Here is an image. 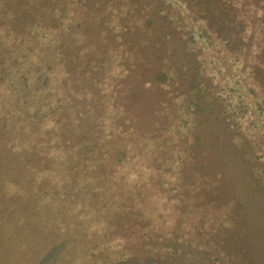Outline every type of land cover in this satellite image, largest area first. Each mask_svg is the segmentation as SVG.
Here are the masks:
<instances>
[{"label": "rangeland", "instance_id": "374dc122", "mask_svg": "<svg viewBox=\"0 0 264 264\" xmlns=\"http://www.w3.org/2000/svg\"><path fill=\"white\" fill-rule=\"evenodd\" d=\"M28 2L0 7V65L9 79L43 57L50 83L42 117L16 121L35 101L12 105L0 71V264H264V145L246 106L264 61L247 72L237 0ZM55 119L79 153L50 145ZM21 148L49 161L21 171ZM74 158L102 166L68 171ZM70 172L86 188L64 194Z\"/></svg>", "mask_w": 264, "mask_h": 264}, {"label": "trees", "instance_id": "16d2710c", "mask_svg": "<svg viewBox=\"0 0 264 264\" xmlns=\"http://www.w3.org/2000/svg\"><path fill=\"white\" fill-rule=\"evenodd\" d=\"M30 1L31 0H29V2L27 3L28 5L24 6L23 8L22 6L18 7V9H24V11H26L27 13H30L31 12V8L29 7ZM177 1H181V0H177ZM170 3L174 4L173 2H170ZM2 4L5 5V10H6L7 8L6 0H0V7ZM245 5H246V13L242 12V11H245ZM236 7L238 8V11H240V14H238L239 16L237 15L238 17H236L235 19V24L236 22H238L237 25H240L241 27L240 28L241 30L238 31L236 34L238 35L237 38H240L243 36L242 26L246 25L245 26V29H246V60L249 61L250 58L253 60L257 59V62H250V63L246 62L247 72L256 73L255 70H258V72H260L261 65H258V63L261 61H264V2L262 0H246V1L237 0ZM16 8H13L11 10V13ZM13 28L17 29L18 27H13ZM38 28L39 27L36 26L35 23H31L28 31L34 32ZM206 32H207L206 29L205 30L200 29L198 33L199 37L201 39H204L207 36ZM22 41L17 40L16 44L20 45ZM42 60H43V57L39 59L40 63L36 61L35 63L27 65L24 68H17L15 70V73H13L9 79L7 78V76L11 74V68H13V66H7V64L0 65V71L6 74V77H5L6 79H4V81L2 82L6 83L7 88L9 87L10 90L14 91L17 94L16 99L12 100V105L27 103L32 98H33V101H35L34 110L31 112L32 114H30L27 111H25L24 113L16 114L17 115L15 119L16 121H19L20 119L23 120L26 118L29 119L30 116L36 119H39L42 117V113L40 111L41 106L38 103L39 100L43 98L40 89L44 85V82L46 81L47 76H48V79L46 82L48 83V86H49V83H50L49 73L51 72L50 71L51 66L48 64L44 66ZM161 74L162 73H158L156 75V78L159 80H163L162 79L163 74L162 75ZM251 77H252V74H251ZM253 77H254V74H253ZM3 78L4 77H2V79ZM260 89L263 90L264 87L261 86ZM46 90L49 93V90L48 89ZM246 92L249 94H252L250 96L251 98L248 101H246V106L250 108L248 125L250 126V129L253 128V130L260 133L261 141L264 145V93L259 91L255 85L252 86L248 81H246ZM37 95H39V98L35 99ZM13 116L14 115L11 113L8 114L9 118ZM42 130L46 131L48 133V136L52 135V137L50 136L51 138L49 139L50 145L62 148L63 153L66 154L65 155L66 157L72 152H77V153L80 152L79 150L81 149L78 148V145H75V144L73 145L71 142H68L67 139L66 140L61 139V135H67V136L69 135V129H67L66 127L61 128L59 126L58 120L55 119L50 126H44ZM15 133L17 134L19 132L15 131ZM55 135H60L59 136L60 138L55 137ZM84 145H88V142ZM90 150H95L93 148V145L91 144L88 145V152ZM249 152H251V149H249ZM19 154L22 157V164L17 165V168L25 172H29V170H31L29 168L30 165L28 164L27 166V162L29 163L32 158H37L38 162L40 161L39 163L35 162L37 166L36 169L38 171L43 168L44 166L43 162L47 163L49 161V155L46 152L39 153L35 150H31L26 155L25 148H21V150L19 151ZM79 159L80 158H77V159L74 158L73 160H70V162L68 163L69 167H66V169H69L68 171H72L74 168H77V169H80L81 171H84L85 173H88L86 170L90 168L94 172L100 171L99 169L102 166V162L100 159L94 161L93 166H90L92 162L91 158H85V159L82 158V160H79ZM87 163H90V165L88 166ZM70 174L71 176L69 177V179H67L66 182L65 181L62 182L63 185L61 187V190L64 192V194L67 192L76 191V189H79V188H86V187H81L82 185H80L79 180H76L75 174H73L72 172H70ZM26 176L30 177L31 174H26ZM99 182L100 180L98 178L96 179L95 182H91L89 185L90 187L94 188L97 184H99ZM38 187H42L41 181H40V184L36 183L33 185V187H28V188L36 189ZM79 217L85 219V217L82 215H80Z\"/></svg>", "mask_w": 264, "mask_h": 264}]
</instances>
